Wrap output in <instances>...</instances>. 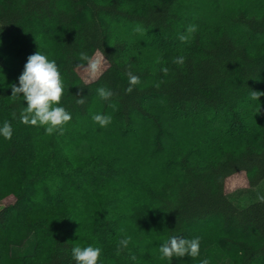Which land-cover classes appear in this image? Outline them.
<instances>
[{"label": "trees", "instance_id": "trees-1", "mask_svg": "<svg viewBox=\"0 0 264 264\" xmlns=\"http://www.w3.org/2000/svg\"><path fill=\"white\" fill-rule=\"evenodd\" d=\"M38 51L64 77L63 135L23 124L27 102L11 97ZM81 52L106 64L92 81ZM252 90L264 92V0H0V127L13 129L0 135V264H76L77 245L101 248L99 264H264V202L227 197L264 181V96ZM31 235L34 254L13 257ZM172 236L199 237V256L161 259Z\"/></svg>", "mask_w": 264, "mask_h": 264}, {"label": "clouds", "instance_id": "clouds-1", "mask_svg": "<svg viewBox=\"0 0 264 264\" xmlns=\"http://www.w3.org/2000/svg\"><path fill=\"white\" fill-rule=\"evenodd\" d=\"M198 27L195 24L188 25L186 34L179 35L180 41L188 42L193 35L197 32ZM135 32H144L145 30L139 25L134 29ZM81 61H86V65L82 64L80 67L92 78H97L101 73V59L89 57L87 53L81 52L79 54ZM173 63L183 66L185 58L183 56L177 57ZM165 75L168 74V69H162ZM129 87L126 89L127 93L133 91L134 86L140 84V77L134 75L131 71L127 73ZM19 86L15 84L10 85L12 89L11 97L16 100L23 97L27 102V106L23 108L20 113V120L25 125L44 127L46 134L52 135L54 132H59L63 135L65 126L72 120L71 113L63 106H60L65 94L64 77L61 75L60 68L54 59H49L46 55L41 54L39 51L30 55L27 58V63L24 65V70L18 78ZM157 88L160 84L155 85ZM99 97L105 101L113 96V92L106 88L100 87L97 89ZM22 94V95H21ZM251 99L259 101L264 92L252 90ZM76 103L83 105L84 98H78ZM261 107V105H260ZM13 118L16 114L13 113ZM95 123L101 127H106L112 122L110 115L96 114L92 117ZM13 129L9 121H4L3 126L0 127V135L5 139L12 138ZM261 202H264V196H258ZM131 241V237H126L119 241L117 254L120 253L122 248H126ZM160 258L171 261L174 257L182 258L190 256L196 258L200 254V238L193 239L181 238L180 236H172L159 248ZM102 250L99 247L87 246L81 247L79 245L73 247L72 258L76 264H99ZM133 260L135 256L131 257ZM200 264H209L208 259H202Z\"/></svg>", "mask_w": 264, "mask_h": 264}, {"label": "rangeland", "instance_id": "rangeland-1", "mask_svg": "<svg viewBox=\"0 0 264 264\" xmlns=\"http://www.w3.org/2000/svg\"><path fill=\"white\" fill-rule=\"evenodd\" d=\"M220 3L221 8L223 9L224 6L229 3L231 5H236L239 3V0H216ZM198 8L194 7L190 13H188V17L191 18L192 16L196 15V11ZM106 67V64L101 66V71ZM86 75V80L92 81L93 79L84 71ZM99 75V74H98ZM258 196H264V181H261L257 185L253 187H244L238 186L235 190L228 192L227 197L228 199L239 209H243L248 207L249 205L260 201ZM1 209V207H0ZM35 237L31 235L19 246H12L11 247V254L13 257H27L34 254L35 251ZM220 264H228V259H223L220 261Z\"/></svg>", "mask_w": 264, "mask_h": 264}]
</instances>
